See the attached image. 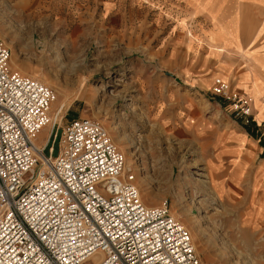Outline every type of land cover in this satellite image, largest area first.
<instances>
[{"label": "rangeland", "instance_id": "obj_1", "mask_svg": "<svg viewBox=\"0 0 264 264\" xmlns=\"http://www.w3.org/2000/svg\"><path fill=\"white\" fill-rule=\"evenodd\" d=\"M44 1L56 19L38 14L24 24L19 14L10 12V0H0V37L10 49V66L56 92L51 110L59 111L58 132L54 138L52 130L45 142L46 124L35 139L38 145L45 143L48 154L53 146L51 155L56 156L61 128L69 119L99 120L134 170L144 202L167 200L171 213L189 229L204 263L264 264V227L241 224L234 197L218 193L203 137L188 132L192 126H167L156 118L158 110L185 101L174 96L190 91L205 95L211 106L229 110L226 101L211 94V82H199L205 72L184 74L179 66L156 59L153 50L165 41L171 21L185 19L188 42L201 45L192 17H179L182 8L172 0ZM259 31H264V20ZM218 35L212 31L210 38ZM221 37L223 44L209 47L219 62V74L249 93L255 116L264 120V48L238 50L243 59L234 68L238 77L228 76L232 68L219 56L231 51L226 47L229 40ZM92 256L81 264H94L101 254Z\"/></svg>", "mask_w": 264, "mask_h": 264}, {"label": "built area", "instance_id": "obj_2", "mask_svg": "<svg viewBox=\"0 0 264 264\" xmlns=\"http://www.w3.org/2000/svg\"><path fill=\"white\" fill-rule=\"evenodd\" d=\"M0 37V264H206L189 229L164 199L148 205L134 170L106 127L88 116L61 128L56 156L35 143L49 124L55 138V90L14 69ZM214 96L243 123L253 100L216 76ZM262 122V121H261ZM56 129V130H55Z\"/></svg>", "mask_w": 264, "mask_h": 264}, {"label": "crops", "instance_id": "obj_3", "mask_svg": "<svg viewBox=\"0 0 264 264\" xmlns=\"http://www.w3.org/2000/svg\"><path fill=\"white\" fill-rule=\"evenodd\" d=\"M172 1L179 3L182 8L179 17L187 20L189 14L195 21V28L192 30L202 42L200 46L188 42V36H185V19L183 22L171 21L166 28L168 34L165 41L157 44L153 50L156 52L157 61L179 66L188 75L205 72L199 78L200 83L211 82V85L214 78L220 76L228 80L233 89L249 95L232 79L219 74V62L209 47L223 44V35L229 40L226 47L231 52L221 53L219 59L232 68L227 72L228 76L238 77L239 70L235 71L234 68L242 64L243 59L237 51L264 48V31H259L264 20V0ZM45 5L44 0H10V12L19 14L24 24H28L32 16L35 18L38 14L49 15L51 20L56 19V14L53 11L48 12ZM222 28L224 30L220 31ZM212 31L219 34L215 40L210 38ZM119 54L121 56V49ZM262 79L264 81V76ZM173 98L185 101L165 112L163 108L158 110L156 118L160 124L192 126L193 129L190 127L187 131L203 137L210 148L208 166L210 174L215 176L214 183L218 193L234 197L233 205L241 213V224L264 227V139L260 130L263 124L261 121L264 120H258L255 116L254 104L252 121L247 123L250 129H254L252 132L246 123L232 115L227 102L229 110L224 111L222 107L209 105L207 97L195 91Z\"/></svg>", "mask_w": 264, "mask_h": 264}, {"label": "trees", "instance_id": "obj_4", "mask_svg": "<svg viewBox=\"0 0 264 264\" xmlns=\"http://www.w3.org/2000/svg\"><path fill=\"white\" fill-rule=\"evenodd\" d=\"M247 125H248L247 128L249 129V131H252V132H253L254 129H250V125H249V124H247ZM252 132H251V133H252ZM263 153H264V152H263Z\"/></svg>", "mask_w": 264, "mask_h": 264}, {"label": "bare ground", "instance_id": "obj_5", "mask_svg": "<svg viewBox=\"0 0 264 264\" xmlns=\"http://www.w3.org/2000/svg\"><path fill=\"white\" fill-rule=\"evenodd\" d=\"M55 103V102H54ZM65 106V105H64ZM64 106H62V108L64 107ZM38 135V134H37ZM37 137V136H36ZM36 139V138H35ZM35 143L37 144V142L35 141ZM125 165H126V161H125ZM127 166V165H126ZM93 257V256H92Z\"/></svg>", "mask_w": 264, "mask_h": 264}, {"label": "water", "instance_id": "obj_6", "mask_svg": "<svg viewBox=\"0 0 264 264\" xmlns=\"http://www.w3.org/2000/svg\"><path fill=\"white\" fill-rule=\"evenodd\" d=\"M177 79L180 81V78L179 77Z\"/></svg>", "mask_w": 264, "mask_h": 264}]
</instances>
